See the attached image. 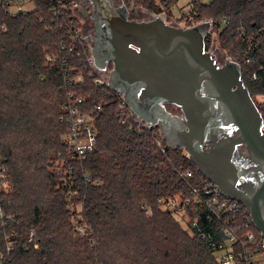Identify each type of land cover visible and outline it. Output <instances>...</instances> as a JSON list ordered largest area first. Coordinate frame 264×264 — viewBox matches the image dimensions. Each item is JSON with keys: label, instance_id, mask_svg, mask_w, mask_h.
I'll use <instances>...</instances> for the list:
<instances>
[{"label": "trees", "instance_id": "1", "mask_svg": "<svg viewBox=\"0 0 264 264\" xmlns=\"http://www.w3.org/2000/svg\"><path fill=\"white\" fill-rule=\"evenodd\" d=\"M6 1L0 0L6 28L0 32V249L13 244L6 264H221L216 253L227 246V231L254 234L255 244L240 245L264 252L245 208L214 212L207 198L195 201L192 191L201 192L207 179L187 153L169 147L158 127L138 128L133 117L124 118L121 97L97 84L107 73L89 67L92 42L77 37L83 1L90 10L86 0L62 16L46 0H32L35 9L15 17ZM130 1L155 17L171 15L179 2ZM206 21L241 66L264 118V101H257L264 97V0H191V10L176 20L187 28ZM73 112L97 128L96 148L82 161L72 159L67 143ZM52 167L65 171L50 173ZM186 199L185 209L170 206ZM175 213L188 218L186 228Z\"/></svg>", "mask_w": 264, "mask_h": 264}, {"label": "water", "instance_id": "2", "mask_svg": "<svg viewBox=\"0 0 264 264\" xmlns=\"http://www.w3.org/2000/svg\"><path fill=\"white\" fill-rule=\"evenodd\" d=\"M87 1L92 58L108 72L109 89L143 124L158 127L169 147L185 151L225 199L242 205L264 239V118L241 66L221 65L206 50L212 22L179 28L162 16L132 19L114 0Z\"/></svg>", "mask_w": 264, "mask_h": 264}, {"label": "built area", "instance_id": "3", "mask_svg": "<svg viewBox=\"0 0 264 264\" xmlns=\"http://www.w3.org/2000/svg\"><path fill=\"white\" fill-rule=\"evenodd\" d=\"M49 6L52 8L54 15L62 16L66 15L68 11H72L74 8L79 6L78 0H46ZM33 4L35 9V4L32 0H29ZM24 0H17L13 3L11 0L4 2V6L7 7L8 14L15 17L20 13H26L24 9ZM31 12V11H29ZM71 24H74L72 20ZM0 32H6L5 27H0ZM83 34L82 29H77V37ZM93 47V44H92ZM92 52V48H91ZM89 67L95 69L101 73H107L106 79L97 80L99 85L108 86V72H102L96 69L94 65V60L91 56L87 59ZM109 88V87H108ZM117 95V94H116ZM120 96V95H118ZM119 102V108L121 109L124 118L126 116L133 117L135 119L138 128L147 127L139 119H137L134 114L128 108L124 98L122 96ZM80 102V100H78ZM73 118L70 122V135L68 138V147L71 151V157L74 160L82 161L86 159L90 154H92L96 148V138H97V128L92 118L83 114H77L73 112ZM125 122V120H123ZM149 128V127H147ZM50 173L61 174L65 171L63 167H52L48 170ZM189 176V174H187ZM89 181V179H87ZM192 194L195 196V201H200L201 197L207 198L206 205L214 212L230 213L239 210L242 206L236 201L225 199L218 186L206 181L202 188V191L193 190ZM191 205V200L186 199L184 201H170V206L178 209H185ZM145 208V206H144ZM196 210L194 209V212ZM246 211V209H245ZM247 212V211H246ZM248 213V212H247ZM249 215V214H248ZM4 219V215L0 212V220ZM10 219V218H9ZM251 220V218H250ZM252 222V221H251ZM260 234V233H259ZM261 236V235H260ZM34 238V234L31 235ZM226 238L228 239L227 246H220L219 251L223 252L219 257L221 264H264V252H253L252 247L246 248L245 245L241 244L242 239H246L250 245L255 244V236L252 233L244 235L239 238L233 235L231 232H226ZM259 245L264 249V239L261 237ZM37 247V246H36ZM13 249V244H8L5 249H0V264H6L8 257ZM218 251V252H219Z\"/></svg>", "mask_w": 264, "mask_h": 264}, {"label": "rangeland", "instance_id": "4", "mask_svg": "<svg viewBox=\"0 0 264 264\" xmlns=\"http://www.w3.org/2000/svg\"><path fill=\"white\" fill-rule=\"evenodd\" d=\"M213 1L214 0H201V3L205 4V5H209ZM24 2H25V4H24L25 11H28V12L33 11V8H34L33 4L30 3L29 0H24ZM114 2L116 4V6H122V5L127 6L128 9L130 10L132 19H136L138 21H149L155 17L152 14H150L149 12H147L144 9L137 6L136 4L132 3L130 0H114ZM89 6H90V10L88 9L89 7L83 1L81 9L84 10L85 12H88L91 14L92 7H91L90 3H89ZM190 10H191V0H179L177 5H175L172 8L171 15H164L163 18L165 20H168L167 23L172 25V26L179 27V28H187L185 22H176V20L180 19L183 14L188 13ZM82 25H83V27H82L83 35L86 37V39H88L92 42V36L94 33V31H93L94 25L91 26V24H88V25H90V27H88L86 22H83ZM211 33H213V31H211ZM210 52L213 53L217 62L220 63L221 65H223L227 60L230 59L228 52L223 49V47L221 46L219 39L215 33L212 34V43H211ZM257 101H259V102L262 101V98H257ZM78 210H80V208H78ZM174 217L180 221L183 228H186L187 222H188L187 217L183 218L182 215L177 214V213L174 214ZM222 253L223 252L219 251L216 253V256L219 258Z\"/></svg>", "mask_w": 264, "mask_h": 264}, {"label": "flooded vegetation", "instance_id": "5", "mask_svg": "<svg viewBox=\"0 0 264 264\" xmlns=\"http://www.w3.org/2000/svg\"><path fill=\"white\" fill-rule=\"evenodd\" d=\"M86 13V12H85ZM84 13V14H85ZM89 21V22H88ZM84 22H86L87 23V26L88 27H90V25H88V24H91V26H93L94 25V22L91 20V18H90V15H88V16H84ZM93 28V27H92ZM88 30V29H87ZM93 31H94V29H93Z\"/></svg>", "mask_w": 264, "mask_h": 264}, {"label": "crops", "instance_id": "6", "mask_svg": "<svg viewBox=\"0 0 264 264\" xmlns=\"http://www.w3.org/2000/svg\"><path fill=\"white\" fill-rule=\"evenodd\" d=\"M259 98H262V101H264V97H259Z\"/></svg>", "mask_w": 264, "mask_h": 264}]
</instances>
